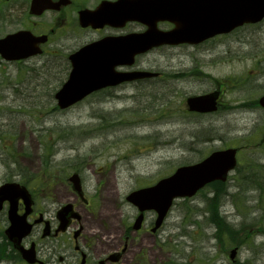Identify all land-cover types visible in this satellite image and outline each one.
I'll list each match as a JSON object with an SVG mask.
<instances>
[{
  "label": "rangeland",
  "instance_id": "obj_1",
  "mask_svg": "<svg viewBox=\"0 0 264 264\" xmlns=\"http://www.w3.org/2000/svg\"><path fill=\"white\" fill-rule=\"evenodd\" d=\"M226 37L197 51L163 48L141 59L139 66L164 73V86L163 81L134 86L122 102H100L94 95L66 111L53 98L63 78L53 61L0 59V184L29 186L31 164L84 159L111 172L118 215L127 223L134 216L126 201L132 191L214 151L240 147L229 180L177 200L156 243L138 236L128 263L264 264V109L258 104L264 95V21ZM218 85L217 112L188 111L187 98ZM88 184L94 187L96 180ZM0 264L14 263L0 259Z\"/></svg>",
  "mask_w": 264,
  "mask_h": 264
},
{
  "label": "flooded vegetation",
  "instance_id": "obj_2",
  "mask_svg": "<svg viewBox=\"0 0 264 264\" xmlns=\"http://www.w3.org/2000/svg\"><path fill=\"white\" fill-rule=\"evenodd\" d=\"M105 1L117 0H0V40L16 34L24 36L27 46L40 51V55L29 60L43 58L53 61V69L63 76L62 85L72 71L71 57L86 46L95 44L97 55L107 57L113 50L114 41L147 32V25L134 21H126L119 25L83 26L80 14L96 10ZM172 28L173 25L168 22L158 24L161 31H170ZM226 36H217L193 46L153 48L150 52L138 55L134 64L124 60L108 69L117 76V79L128 78L135 71L154 72L153 68L139 66L140 60L163 48L188 47L197 51L199 48L221 42L227 38ZM0 59L6 64L22 62H7L1 55ZM194 73L205 74L199 71ZM157 74L154 78L119 81L115 86L97 92L98 101L122 102L128 97V90L134 86L139 87L140 84L144 85L143 83L150 86L151 81H163L164 86V73ZM221 97L222 93L219 98L220 104ZM78 160L79 163L76 164H31L29 192L32 207L28 222L32 224V232L22 244L32 250L34 263L25 261L22 253L7 239L5 230L9 226L6 211L8 205H5L0 214L2 225L0 232L3 236L0 259L6 262L13 261L14 264H129L128 259L138 236H146L156 243L159 230L156 233L151 232L153 223H149L154 213L146 212L143 228L134 233L133 220L140 213L136 208H132L134 216L132 215L127 223L119 218L116 183L111 172L106 171L104 174L103 166L90 167V163H85L86 160L80 158ZM90 170L91 175H88ZM75 175L79 178L76 183L72 182ZM93 178L96 185L91 187L88 181ZM69 206L73 212H77L78 217L66 216L64 219L68 220V225L63 230L61 213ZM24 213L25 204L20 200L17 214L21 216ZM150 224L151 227H148ZM7 250H10L11 254L6 257Z\"/></svg>",
  "mask_w": 264,
  "mask_h": 264
},
{
  "label": "water",
  "instance_id": "obj_3",
  "mask_svg": "<svg viewBox=\"0 0 264 264\" xmlns=\"http://www.w3.org/2000/svg\"><path fill=\"white\" fill-rule=\"evenodd\" d=\"M263 18L264 0H120L117 3L103 4L92 16L82 15L81 22L86 25L128 19L147 24L149 30L145 34L125 39L123 46L107 57H97L94 45L72 56L73 71L55 95L59 108L67 109L94 91L115 84V75L108 67H114L124 60L131 64L136 55L150 48L163 44L198 43L218 34L229 33L239 26L255 24ZM160 21H170L176 27L170 32H158L157 24ZM20 42L23 43V40L19 34L0 41L1 55L7 60H18L35 54L20 50ZM149 76L151 74L146 72L133 73V79ZM216 99V95L190 98L188 104L192 111L213 112L217 110ZM260 104L264 107V97ZM236 163V150L215 152L198 164L177 169L171 177L152 187L131 193L127 200L141 212H157L158 219L153 229L155 231L163 223L176 198L192 197L210 182L225 181ZM20 198L26 203V213L21 217L16 214ZM5 201H9L11 206V226L7 234L22 251L24 258L32 263V252L24 251L20 246L23 237L32 228L27 223V216L31 212L29 193L17 183H7L0 187V211ZM69 211L70 208H67L64 214L67 215ZM142 221L143 217L140 216L135 222L134 230L141 227ZM235 255L236 250L232 252V258Z\"/></svg>",
  "mask_w": 264,
  "mask_h": 264
},
{
  "label": "trees",
  "instance_id": "obj_4",
  "mask_svg": "<svg viewBox=\"0 0 264 264\" xmlns=\"http://www.w3.org/2000/svg\"><path fill=\"white\" fill-rule=\"evenodd\" d=\"M1 134V133H0ZM0 141H2V138L0 137Z\"/></svg>",
  "mask_w": 264,
  "mask_h": 264
}]
</instances>
